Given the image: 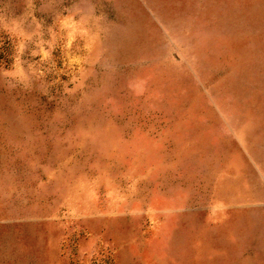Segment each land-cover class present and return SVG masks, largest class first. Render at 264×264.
Masks as SVG:
<instances>
[{"label":"rangeland","instance_id":"374dc122","mask_svg":"<svg viewBox=\"0 0 264 264\" xmlns=\"http://www.w3.org/2000/svg\"><path fill=\"white\" fill-rule=\"evenodd\" d=\"M0 264H264V0H0Z\"/></svg>","mask_w":264,"mask_h":264}]
</instances>
